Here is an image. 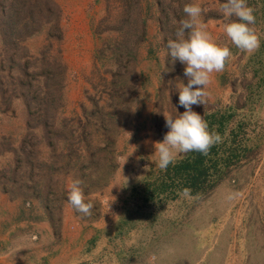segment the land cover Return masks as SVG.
Instances as JSON below:
<instances>
[{"label": "rangeland", "instance_id": "obj_1", "mask_svg": "<svg viewBox=\"0 0 264 264\" xmlns=\"http://www.w3.org/2000/svg\"><path fill=\"white\" fill-rule=\"evenodd\" d=\"M12 1L0 0V264H264V60L251 61L264 0H247L252 52L226 37L224 0H198L231 55L193 106L221 136L195 194L151 190L164 115L184 110V66L165 53L190 0H22L10 37ZM69 178L89 215L68 204Z\"/></svg>", "mask_w": 264, "mask_h": 264}, {"label": "clouds", "instance_id": "obj_2", "mask_svg": "<svg viewBox=\"0 0 264 264\" xmlns=\"http://www.w3.org/2000/svg\"><path fill=\"white\" fill-rule=\"evenodd\" d=\"M184 17L179 21L175 39L166 45V57L171 63L179 61L187 82L179 79L178 105L184 110L178 115H164L168 129L163 139L154 142V163L161 171L175 162L181 153L199 152L206 154L210 147L220 142L221 136L210 130L202 114L193 109L203 105L208 95L206 89L213 73L223 70L230 57V48L218 43L202 21V8L198 0H190L182 9ZM220 11L229 22L224 33L236 48L252 52L259 47V38L254 30L255 15L247 0H224ZM235 17V19H232ZM176 108V107H175ZM79 178H69L66 184L67 202L85 216L91 213L93 204L87 199Z\"/></svg>", "mask_w": 264, "mask_h": 264}, {"label": "trees", "instance_id": "obj_3", "mask_svg": "<svg viewBox=\"0 0 264 264\" xmlns=\"http://www.w3.org/2000/svg\"><path fill=\"white\" fill-rule=\"evenodd\" d=\"M21 3L22 0H13L9 3L8 18L5 21V25L1 28V32L4 35L9 34L11 37L14 34L13 28L17 26L18 19L20 18ZM4 41L8 42L6 39ZM260 58L264 60V44L262 45L261 51L258 50L252 56L251 61L255 59L259 61ZM262 71L261 78H258V82L264 87V70ZM223 116L220 115V118L223 119ZM213 153H215V147L212 145L206 154L189 152L175 159L173 164H170L166 170H163L162 177L152 182V192L159 194L171 187L179 185L189 190L191 194H195L209 188V186L211 187L208 181H210L211 173L217 172L218 164V158L212 156Z\"/></svg>", "mask_w": 264, "mask_h": 264}]
</instances>
